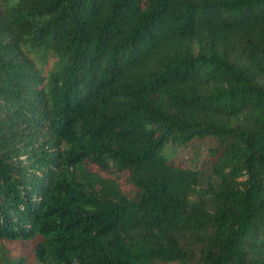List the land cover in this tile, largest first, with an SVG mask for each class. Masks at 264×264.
I'll return each instance as SVG.
<instances>
[{
    "label": "trees",
    "instance_id": "16d2710c",
    "mask_svg": "<svg viewBox=\"0 0 264 264\" xmlns=\"http://www.w3.org/2000/svg\"><path fill=\"white\" fill-rule=\"evenodd\" d=\"M0 264H264V0H0Z\"/></svg>",
    "mask_w": 264,
    "mask_h": 264
},
{
    "label": "rangeland",
    "instance_id": "374dc122",
    "mask_svg": "<svg viewBox=\"0 0 264 264\" xmlns=\"http://www.w3.org/2000/svg\"><path fill=\"white\" fill-rule=\"evenodd\" d=\"M32 245L30 243L23 242H7L4 244V248L11 256L19 255L20 253L29 255Z\"/></svg>",
    "mask_w": 264,
    "mask_h": 264
}]
</instances>
